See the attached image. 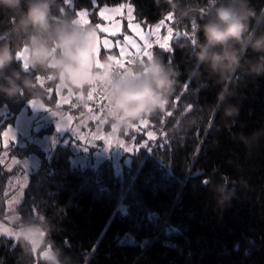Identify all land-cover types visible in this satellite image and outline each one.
<instances>
[{"label": "trees", "instance_id": "16d2710c", "mask_svg": "<svg viewBox=\"0 0 264 264\" xmlns=\"http://www.w3.org/2000/svg\"><path fill=\"white\" fill-rule=\"evenodd\" d=\"M59 3L74 17L82 9H92L90 15L95 17L97 6L130 3L135 20L144 26L171 13L169 27L181 37L170 41L174 52H163L155 45L151 51L179 73L178 84L168 103L145 117L148 125L136 136H127L139 145L152 131L156 140L147 141L150 147L137 148L128 163L121 160L119 172L108 160L94 166L72 163L75 153L67 145H57L49 155L32 140H24L0 151L5 162L38 159L22 201L9 213L5 212V201L12 194L8 187L19 169L7 170L0 161V220L11 216L12 226H36L44 233L36 254L26 240L0 236V264H49L38 258L46 246L61 264H264V76H250L244 70L228 82H219L197 63L198 27L215 4L211 0ZM176 5L188 8L191 19L177 24ZM249 6L257 15L264 13V0H249ZM18 15L0 9V43L15 46L11 29ZM93 22L95 18L89 26ZM252 30L259 34L264 24L253 23ZM185 32L195 37L194 47ZM257 55L249 51L245 59L255 61ZM20 67L16 61L5 75ZM53 73L30 72L39 95L0 94V133L29 101L52 105L58 81ZM221 91L223 100L217 98ZM73 106L71 102L65 111ZM228 108L237 114L225 116ZM52 132V126L46 125L38 135ZM222 190L232 197L219 208Z\"/></svg>", "mask_w": 264, "mask_h": 264}, {"label": "clouds", "instance_id": "9594fccd", "mask_svg": "<svg viewBox=\"0 0 264 264\" xmlns=\"http://www.w3.org/2000/svg\"><path fill=\"white\" fill-rule=\"evenodd\" d=\"M60 8L59 0H0V9L19 12L11 29L15 46L0 43V94L9 98L22 92L39 95L31 71L44 75L54 70L59 78L64 72L67 80L68 71L76 70L81 57L91 52L94 28L74 22L76 18L61 13ZM174 10L177 24L191 19L188 8L176 5ZM253 23L264 24V13L257 15L249 0H215V6L198 27L194 52L197 63L204 66L209 77L228 82L244 70L250 76H264V31H253ZM24 47L29 71L25 72L22 66L6 76L5 70L16 62V53ZM249 51L258 54L255 61L245 59ZM130 72L133 74H122L113 68L102 84L107 114L117 122L155 115L168 103L178 84L179 73L156 54L143 63L137 61ZM194 75L199 78L200 73L194 71ZM217 98L223 100L225 93L221 91ZM224 114L231 117L237 112L228 108ZM231 197V192L222 190L217 206H227ZM49 264L61 262L57 256Z\"/></svg>", "mask_w": 264, "mask_h": 264}, {"label": "rangeland", "instance_id": "374dc122", "mask_svg": "<svg viewBox=\"0 0 264 264\" xmlns=\"http://www.w3.org/2000/svg\"><path fill=\"white\" fill-rule=\"evenodd\" d=\"M124 4L127 5L128 3ZM118 6L119 5L106 7L113 8ZM103 7L105 6H97L95 9V17L90 15L89 20L90 23H92L93 18H95V22H93L92 27L100 37L101 42L107 38L113 44V47L105 49L101 43L100 59L102 63L107 65L111 63L107 60L109 55L120 59L119 48L115 47L117 40L123 42V36L125 35L132 36L133 38L136 37L135 34L128 28L126 9L124 10L123 15L116 16L113 19V23H118L120 25V33L117 36L112 37L96 29L95 25L97 23L107 27L112 26L109 21L102 20L99 17V11ZM79 11H85V9ZM86 11L91 14L93 10L91 9ZM171 21L172 20H166V26H170ZM133 22L138 23L135 18ZM157 23H159V21L149 26L141 24V29L147 32ZM173 33V37H175V31H173ZM160 35L161 37L167 35V27L161 29ZM153 41H155V37H153ZM153 45L158 46L155 43ZM125 59H130V57H126ZM50 67L52 68L54 65H50ZM113 67L115 66L113 65ZM101 74L102 70H97L93 67V52L91 50V52L81 57L76 70L68 71L67 80H64V72L60 73V78L58 77L57 84L54 88L55 101L51 106L45 105L40 100H31L35 101V105L33 106L31 101H29L27 105L16 115L14 122L7 126L0 133V135H2L5 131L11 130L14 139L10 142L9 147L13 145H20L24 140H32L41 150L49 155L57 145H67L70 146L72 151L75 153L72 163L79 164L81 166H87L90 164L94 166L101 161L108 160L112 163L115 172H119L122 167L121 160L126 159L125 163H128L130 155L133 154L137 148H140V145L142 144L136 145L135 143H132L133 141H129L127 136H136L139 132H141V129L145 128V126L140 125V120L142 118H137L136 120H131L126 123L114 121L107 114V109L102 107V104H106V101H101L100 95H105L104 93H100L99 95L97 93H93V99L91 101L87 99L88 93L93 88V85L88 83L96 79V77ZM100 83V81H96L97 86H99ZM38 84L42 85L41 79L38 81ZM71 102H74L75 106L70 107L69 110L65 111L66 107L71 105ZM41 106H43V108H41ZM88 108H91L92 111L89 112ZM53 113H55V115H53ZM69 117L72 118L71 127L78 130L81 135H84L89 140H91L92 136H95L96 134L111 136L114 139L125 141V147L131 146L132 150L126 151L125 147H121L119 144L115 143L109 146L99 140L94 141V143L86 144L79 140L74 132H71L70 130H58L59 124L62 127L69 126ZM143 119L146 118L144 117ZM130 124L135 127H129ZM46 125L52 126V134L39 136V130ZM113 125H115V131H113ZM5 150L7 149L3 148L2 138H0V151ZM1 159L2 158H0V161L6 160V156L3 160ZM5 164L7 170H11L13 168L19 169V172L12 178V182L8 187V191L12 192V194L5 201V212L9 213L13 211L14 208L22 201L23 190L28 183L30 174L38 165V159L34 156H29L23 159L13 158L5 162ZM12 220L13 218L11 216L4 217L0 220V236L13 240L24 239L31 245L32 249L35 248V251L33 252L36 254V251L44 238V233L36 226L16 228L11 225ZM4 232H7V235H5ZM42 233L43 235H41ZM45 253H47V257H45ZM38 258L45 261L54 259L48 246L44 247L39 252Z\"/></svg>", "mask_w": 264, "mask_h": 264}, {"label": "snow or ice", "instance_id": "6c2138e0", "mask_svg": "<svg viewBox=\"0 0 264 264\" xmlns=\"http://www.w3.org/2000/svg\"><path fill=\"white\" fill-rule=\"evenodd\" d=\"M67 2V0H65ZM213 4H215V0H211ZM127 10V17H128V28L132 31V33L135 34V37L138 38H133L132 36H123V42L120 40H117L115 43V47L119 48V56L120 59H117L115 56L109 55L107 57V60L110 61V64H105L101 62L100 56H101V43L103 44V48L109 49L113 47L112 42L109 39H104L101 42L100 37L97 35L96 31L94 33V41H93V46H92V52H93V67L97 70H102V75H98L96 79L92 80L90 85H93L92 90L88 93L87 99L91 101L93 99V93H97L98 95L100 93H104V88L102 86L103 81L107 79V75L109 72L112 71L113 68L118 70L122 74H133L130 72L131 67L129 66H134L137 61L143 63L145 59L150 60L153 56V51L151 49L153 48V44L155 43L158 45L159 49H161L163 52L167 53H173L174 48L172 47L170 41L173 39V28L166 26L165 21L166 20H172L173 16L171 13H169L164 19H161L159 23H157L154 27L150 28L147 32L143 31L141 29V24L140 23H134V9L132 4H123L121 3L118 7H113V8H108V7H103L99 11V17L102 20H107L109 21L110 24H112L111 27L103 26L102 24L97 23L95 25V28L98 29L102 33H106L112 37L117 36L120 33V25L118 23H113V19L116 16L123 15L124 10ZM61 13H64L65 10L63 7L60 8L59 10ZM90 13L88 11H79L75 14V21L76 23L80 24L81 26H87L90 23L89 20ZM14 22V21H13ZM167 27V35L164 37H161L160 32L162 28ZM192 30L193 32L196 31V25L193 23L192 25ZM153 37H155V41H153ZM181 38L180 34H176V38ZM184 37L190 39V44L192 47L195 46L196 44V39L195 37H188V33H184ZM27 52V47H24L22 50L18 51L16 53V61L17 62H22L23 70L25 72L29 71L28 65L25 62V53ZM126 57H130V59H125ZM113 65L115 67H113ZM129 65V66H126ZM107 69V71H105ZM37 80L40 79L39 76L36 77ZM48 79H52L49 78ZM96 81H100V85H96ZM101 101H106V104H102L103 108L108 107L107 104V97L105 95H100ZM176 100L179 101V98L176 97ZM32 105H35V101H31ZM164 107V106H163ZM43 108V106H41ZM189 111H191V106L188 105ZM88 111L91 112L92 109L88 108ZM55 115V113H53ZM169 117L173 115V113L170 111L167 113ZM71 120L72 118H68L69 126L68 127H62L60 124L58 126V130H70L71 132H74L76 137L83 141L84 143H94V141H103L106 145L111 146L112 144H119L121 147H125V141L119 140V139H114L111 136H105V135H100L96 134L95 136H92V139L89 140L87 137L84 135H81L78 130L75 128L71 127ZM106 122V121H105ZM149 121L147 119H141L140 120V125L142 126H147ZM129 127H135L134 125H129ZM113 131H115V125H113ZM0 138H2V144L4 149H8L10 146V142L14 139L13 134L11 133V130L5 131L0 135ZM156 140V135L154 132L149 131L147 132V141H155ZM142 143L140 146L141 147H150V144L148 142ZM157 146L159 147H167L166 144H158ZM126 151L132 150L131 146L125 147ZM205 184L209 183L208 179H205L203 181ZM5 235H7V232H4ZM43 235V233L41 234ZM35 251V248L32 249ZM45 257H47V253L44 254Z\"/></svg>", "mask_w": 264, "mask_h": 264}, {"label": "crops", "instance_id": "0c3cea01", "mask_svg": "<svg viewBox=\"0 0 264 264\" xmlns=\"http://www.w3.org/2000/svg\"><path fill=\"white\" fill-rule=\"evenodd\" d=\"M3 155H4V154H2V155H1V156H2L1 158H3V157H4Z\"/></svg>", "mask_w": 264, "mask_h": 264}]
</instances>
